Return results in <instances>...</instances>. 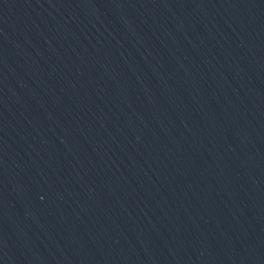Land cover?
Listing matches in <instances>:
<instances>
[{"label": "water", "instance_id": "95a60500", "mask_svg": "<svg viewBox=\"0 0 264 264\" xmlns=\"http://www.w3.org/2000/svg\"><path fill=\"white\" fill-rule=\"evenodd\" d=\"M0 264H264V0H0Z\"/></svg>", "mask_w": 264, "mask_h": 264}]
</instances>
